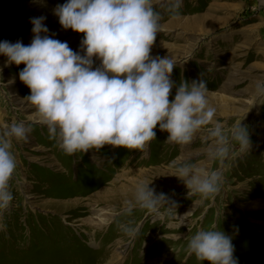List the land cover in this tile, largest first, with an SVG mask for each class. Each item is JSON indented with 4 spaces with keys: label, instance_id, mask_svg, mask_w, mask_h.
<instances>
[{
    "label": "rangeland",
    "instance_id": "rangeland-1",
    "mask_svg": "<svg viewBox=\"0 0 264 264\" xmlns=\"http://www.w3.org/2000/svg\"><path fill=\"white\" fill-rule=\"evenodd\" d=\"M66 2L0 0V42L30 44V19L44 16L48 35L83 55L84 33L64 29L54 14ZM161 2L153 0L164 11ZM151 56L175 62L170 101L182 81L205 80L216 109L213 124L221 123L231 140L241 121L250 149L233 141L226 158L209 160L211 124L184 146L169 143L157 125L143 150L106 144L68 155L25 100L31 94L19 79L25 65L6 64L0 55V131L14 122L31 129L26 140L12 141L14 199L0 209V264H209L189 255L187 244L213 226L232 238L239 264H264V99L253 95L264 80V0H183L179 17L165 11ZM173 161L220 171L219 193L207 199L189 193ZM139 181L176 208L165 206L159 215L139 207L124 213ZM121 225L137 228V235L130 237Z\"/></svg>",
    "mask_w": 264,
    "mask_h": 264
},
{
    "label": "clouds",
    "instance_id": "clouds-1",
    "mask_svg": "<svg viewBox=\"0 0 264 264\" xmlns=\"http://www.w3.org/2000/svg\"><path fill=\"white\" fill-rule=\"evenodd\" d=\"M182 7L183 0H162L164 11L153 0H67L56 6L54 14L64 29L84 33L83 55L48 35L44 16L30 19L34 34L30 44L2 41L0 55L7 57L6 64L25 65L19 72V79L31 90L25 100L35 106L49 138L68 155L106 144L143 150L155 139L157 125L169 134V143L190 145L211 124L212 143L206 155L209 160H223L233 141L242 150L250 149L247 128L240 121L229 140L222 124H213L216 109L209 104L205 80L182 81L170 101L175 62L169 56H151L165 11L179 17ZM93 58L100 61L98 67H93ZM253 95L264 99V80L256 82ZM30 131L23 122L0 131V209H7L14 199L9 190L17 167L12 141L26 140ZM172 167L189 193L204 199L219 193L220 171L191 161H173ZM149 184L137 182L132 199L124 202V213L130 215L139 207L159 215L165 206L169 212L176 208ZM121 227L130 237L138 233L135 227ZM187 252L209 264H239L232 238L214 226L194 234Z\"/></svg>",
    "mask_w": 264,
    "mask_h": 264
},
{
    "label": "bare ground",
    "instance_id": "bare-ground-1",
    "mask_svg": "<svg viewBox=\"0 0 264 264\" xmlns=\"http://www.w3.org/2000/svg\"><path fill=\"white\" fill-rule=\"evenodd\" d=\"M119 199H120V198H119ZM124 202H125V201H124ZM121 204H122V203H121ZM126 244H127V243H126ZM122 252H123V255L125 256L126 250H124V251H122ZM106 258H107V257H104V260H106V261L108 260L107 263H108L109 261L111 262V260H110L109 258H107V259H106Z\"/></svg>",
    "mask_w": 264,
    "mask_h": 264
}]
</instances>
